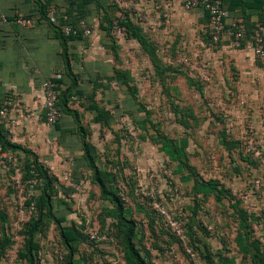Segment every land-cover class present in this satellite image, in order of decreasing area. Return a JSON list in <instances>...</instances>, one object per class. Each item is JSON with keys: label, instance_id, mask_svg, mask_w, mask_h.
Listing matches in <instances>:
<instances>
[{"label": "rangeland", "instance_id": "374dc122", "mask_svg": "<svg viewBox=\"0 0 264 264\" xmlns=\"http://www.w3.org/2000/svg\"><path fill=\"white\" fill-rule=\"evenodd\" d=\"M112 35L119 42L121 71H130L133 82L119 84L121 105L108 107L102 94L94 96L93 103L112 123L98 128L89 113L84 123L96 165L111 173L116 194L131 211L127 219L136 225V249L151 264H255L236 247V205L249 216V242L264 259V69L252 56L245 67L261 68L262 73L249 82L253 87L232 91V83L247 82L235 70L244 65L233 66L229 59L211 63L202 55L204 47L209 52L216 48L208 42L162 44L155 48L154 64L125 35ZM216 69L228 74L209 75ZM180 137L188 140L190 182L180 181L190 171L175 174L174 163L156 142ZM17 153L14 161L0 156V214L5 217L3 223L0 219V264H32L25 256L26 231L37 216L36 197L43 182L26 177L25 158L32 157ZM73 159L58 155L52 157V166H45L52 180V212L63 220L40 224L33 236V264H67L61 229L79 239L73 264H126L121 234L108 215L112 202L100 197L82 158ZM196 179L217 181L225 190L222 197L196 194ZM158 207L179 223L180 235L159 215Z\"/></svg>", "mask_w": 264, "mask_h": 264}, {"label": "crops", "instance_id": "0c3cea01", "mask_svg": "<svg viewBox=\"0 0 264 264\" xmlns=\"http://www.w3.org/2000/svg\"><path fill=\"white\" fill-rule=\"evenodd\" d=\"M183 1L0 0V102L7 96H14L20 101L18 111L10 112L12 123L0 118V134L10 145L17 147L3 150L5 155L16 160L18 151L25 155L29 152L28 155L38 157V162L45 169V166L47 168L52 166V157L58 155L68 157L73 162V158H82L81 138L70 113H64L53 127H47L42 121L28 118L29 110L36 107L33 101L40 97L41 86L46 79L59 81L64 90L71 83L66 73L56 25L53 23L56 14L81 15L92 28V35L88 38L80 36L66 40V56L75 79L73 92L82 100L81 104L86 101L92 104L94 96L102 94L108 101V107H111L117 103L121 105L117 99V88L120 86L119 82L115 81V75L121 71L119 42L108 31L111 22L127 17L139 28L143 39L155 48L168 43L171 47L186 42L191 45H203L206 43L204 39L206 14L199 9L184 10ZM244 1L225 0L224 32L220 43L211 52L204 47L202 53L211 63L229 59L233 66L244 65L235 67V70L247 82L238 80L232 83L230 85L232 91H243L244 87H253V83L249 82L257 80L262 73L261 68L245 67L253 59L250 38L246 36L239 46H234L229 35L233 22L247 30L257 22L253 9L255 3L248 0L244 5ZM16 17L30 19L32 23L29 26L16 24L14 22ZM174 35L176 39L173 42ZM127 39L138 44L142 53L150 60L136 38ZM126 72L131 78L129 82L131 84L133 76L130 71ZM217 72L228 74L225 69H216L209 75H216ZM81 104L79 106L78 102L68 101L67 107L77 113L86 141L89 142L84 116L89 113L91 123L98 128L106 123H112V118L108 116L106 121H95L97 112L90 109L88 104Z\"/></svg>", "mask_w": 264, "mask_h": 264}, {"label": "trees", "instance_id": "16d2710c", "mask_svg": "<svg viewBox=\"0 0 264 264\" xmlns=\"http://www.w3.org/2000/svg\"><path fill=\"white\" fill-rule=\"evenodd\" d=\"M248 0L244 1V5ZM255 5L253 9L257 16L256 24L250 29L245 30V37L248 36L249 38L253 34L256 26L261 24L264 26V0H252ZM225 0H222V6L225 9ZM206 20H205V32L207 31V22H208V15L206 12ZM68 22L71 24L76 23L78 19H85V17L81 15L69 16ZM119 26H122L125 30V36L130 38H136L141 45L142 50L149 56V59L152 63L156 64V51L155 47L148 43L140 34L139 28L135 27L127 17L118 19ZM56 32L58 40L62 47V57L64 59L65 69L67 75L71 79V83L69 87L65 90L62 89L59 92L58 96V106L62 112L70 113L73 116V119L77 125V133L80 135L81 138V149H82V158L86 164V167L91 175V181L98 187L100 192V197L102 199H108L112 202V209L108 213L110 217H112L116 221V225L119 229V233L121 234V246H122V255L123 259L126 264H151L147 259L142 256L139 251L136 249L134 244V237L136 234L135 231V223L132 220L127 219V216L131 214L130 209H125L122 205V202L118 195L116 194V190L114 189L112 182L113 176L110 172L105 169H101L96 165V158L93 153V146L86 141L85 134L83 128L80 125L79 117L76 112L72 111L67 107V102L70 101V96L75 95L76 93L73 92V87L75 86V79L74 75L71 73L69 63L66 56V40L78 38L80 36H65L60 32L58 26H56ZM109 33H112V22L108 28ZM112 35V34H111ZM205 40L208 42V35L206 32ZM125 77V80L123 79ZM56 81V80H55ZM115 81L119 82V84H129L131 78L126 71H120L115 75ZM59 83V81H56ZM60 84V83H59ZM197 88V87H196ZM197 89L201 90L200 87ZM134 87V91H135ZM80 99V98H78ZM90 102L92 99H89ZM88 107L90 109H94L97 112L94 120L101 122L106 121L108 118V113L105 111H101L98 109L93 103H88ZM55 124L54 126H56ZM160 146L158 147L159 151H161L167 159L174 163L175 174H182L184 171H190V167L187 163V157L185 149L187 148L188 140L185 137H180L179 139H169V138H160L156 141ZM221 144H224V140H220ZM0 146L3 150L8 148H17L13 145H10L9 142L0 134ZM27 156L29 152H26ZM32 157L31 161L28 160V157L25 158V174L28 178L37 177L42 179L43 185L40 188V194L36 197V208H37V216L36 218L33 217L29 227L26 231V254L25 256L28 259L29 263L33 264V259L31 256V252L34 251L37 247L36 243L33 241V236L37 229L39 228L40 224L47 220H55L56 222H60L63 218H56L52 212L51 207V190H52V180L47 174V170L38 162L35 155L31 154ZM192 176V172L190 171L187 177H180V181L182 182H190V177ZM219 184L217 181L208 180V181H196L194 180L193 189L196 194L199 195H213L216 199L222 197L223 191H225L222 187H218ZM234 207L235 217L237 219V233L235 237L236 247L238 252L242 255H250L253 258V262L255 264H264V259L262 258L261 253L256 249L254 246L255 243L249 242V234H250V226H249V216L247 215L246 211L237 207ZM0 219L2 223L5 221V217L0 214ZM3 229V227H2ZM5 236V235H3ZM60 237L63 241V244L68 250V262L67 264H73L71 260V255L75 251L76 245L79 242V239L76 237L73 231L69 229H61ZM232 261L227 260L226 264H231Z\"/></svg>", "mask_w": 264, "mask_h": 264}, {"label": "built area", "instance_id": "2783aa9c", "mask_svg": "<svg viewBox=\"0 0 264 264\" xmlns=\"http://www.w3.org/2000/svg\"><path fill=\"white\" fill-rule=\"evenodd\" d=\"M183 8L186 11L199 9L206 12L208 15L207 22V35L208 44L212 47L217 46L220 43L221 36L224 32L223 18L226 14L225 9L222 6V0H184ZM56 16V17H55ZM53 17V23L59 27L60 32L65 36H81L88 38L92 35V28L87 24L86 20L78 19L76 23L71 24L68 22L67 15L56 14ZM166 16V15H165ZM16 24L22 26H29L32 21L30 19H24L16 17L14 19ZM112 32L119 35H125V30L122 26H119L115 21L112 24ZM229 35L232 37L234 46H239L241 40L244 39L245 30L238 23L233 22L229 30ZM251 53L257 63L264 69V26L258 24L250 37ZM63 87L53 79H46L41 86V94L39 98H36L33 103L36 106L34 109L29 110L28 118L30 120L42 121L47 127H53L59 122L62 117V112L58 106V96L60 90ZM72 102H82L75 95L70 96ZM20 101L14 96H7L2 102H0V118L7 119L8 122H13L10 119V112L18 111ZM264 127V113L260 121ZM0 155L4 158L15 160L10 156L5 155V151L0 146ZM260 186L259 180L253 182L254 189H258ZM159 215L167 221V224L173 229L176 235H180V225L177 221L171 219L167 211L158 207Z\"/></svg>", "mask_w": 264, "mask_h": 264}]
</instances>
